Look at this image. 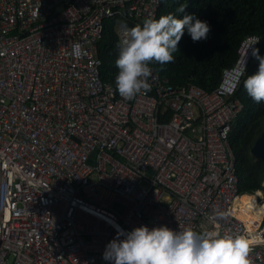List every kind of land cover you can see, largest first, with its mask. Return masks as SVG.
<instances>
[{
	"label": "built area",
	"instance_id": "obj_1",
	"mask_svg": "<svg viewBox=\"0 0 264 264\" xmlns=\"http://www.w3.org/2000/svg\"><path fill=\"white\" fill-rule=\"evenodd\" d=\"M162 3L0 0V264H113L106 246L142 225L231 230L264 264V214L238 204L264 199L240 192L229 140L261 37L242 40L212 91L149 65L151 90L126 101L101 77L105 20L142 26Z\"/></svg>",
	"mask_w": 264,
	"mask_h": 264
},
{
	"label": "clouds",
	"instance_id": "obj_2",
	"mask_svg": "<svg viewBox=\"0 0 264 264\" xmlns=\"http://www.w3.org/2000/svg\"><path fill=\"white\" fill-rule=\"evenodd\" d=\"M186 8V4H181L176 9L177 13L183 14L182 18L174 14L158 19L149 17L143 20L142 26L136 24L134 27L118 22L123 38L118 43L119 55L115 64L119 71L115 85L124 100H132L141 92L151 90L152 69L149 65L173 62V54L179 50L178 44L185 31L193 42L207 39L210 25L188 14ZM258 42L256 39L255 43ZM249 50L259 64L257 71L243 81V87L259 104L264 102V57L254 45ZM225 215L216 210L209 221L218 229L217 222ZM120 235L122 233L109 242L104 252V259L113 264H253L250 253L255 241L231 230L222 233L185 227L174 231L167 226L149 229L142 225L123 234V239H119Z\"/></svg>",
	"mask_w": 264,
	"mask_h": 264
},
{
	"label": "trees",
	"instance_id": "obj_3",
	"mask_svg": "<svg viewBox=\"0 0 264 264\" xmlns=\"http://www.w3.org/2000/svg\"><path fill=\"white\" fill-rule=\"evenodd\" d=\"M186 1L163 0L160 16L174 14L182 18L183 14L177 13L176 9L186 4ZM186 12L206 21L211 30L207 39L196 42L185 31L178 44L179 50L173 54V62L150 64L162 77L168 78L171 84L179 86L193 82L208 91L214 90L224 68L234 64L238 47L248 35L261 37L258 49L260 56L264 57V0H199L187 5ZM121 21L128 24L121 18L106 19L97 45L101 77L115 89V77L119 71L115 64L119 55V37L115 27ZM258 64L257 60L249 66L235 93V97L244 103V108L229 134L236 156L239 189L243 193L259 190L264 193V165L261 159L251 153L253 144L264 129V102L257 104L243 87V81L257 71Z\"/></svg>",
	"mask_w": 264,
	"mask_h": 264
},
{
	"label": "bare ground",
	"instance_id": "obj_4",
	"mask_svg": "<svg viewBox=\"0 0 264 264\" xmlns=\"http://www.w3.org/2000/svg\"><path fill=\"white\" fill-rule=\"evenodd\" d=\"M238 204L243 218L249 219L253 216L261 219L264 214V201L258 202L257 196L243 195L239 198Z\"/></svg>",
	"mask_w": 264,
	"mask_h": 264
},
{
	"label": "water",
	"instance_id": "obj_5",
	"mask_svg": "<svg viewBox=\"0 0 264 264\" xmlns=\"http://www.w3.org/2000/svg\"><path fill=\"white\" fill-rule=\"evenodd\" d=\"M199 0H187L186 4L191 5L193 3H197ZM257 61L254 57L252 58L251 64H254ZM251 153L256 157L262 160L264 165V129L261 133V135L256 139L255 143L253 144L251 148ZM91 161H93L91 159ZM264 177V174H263ZM263 186H264V179H263Z\"/></svg>",
	"mask_w": 264,
	"mask_h": 264
},
{
	"label": "rangeland",
	"instance_id": "obj_6",
	"mask_svg": "<svg viewBox=\"0 0 264 264\" xmlns=\"http://www.w3.org/2000/svg\"><path fill=\"white\" fill-rule=\"evenodd\" d=\"M261 193H262V197L261 198L264 199V193L262 191H261Z\"/></svg>",
	"mask_w": 264,
	"mask_h": 264
}]
</instances>
